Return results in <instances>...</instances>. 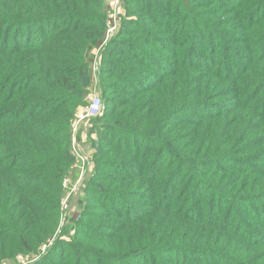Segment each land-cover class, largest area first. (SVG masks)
<instances>
[{"label":"trees","instance_id":"16d2710c","mask_svg":"<svg viewBox=\"0 0 264 264\" xmlns=\"http://www.w3.org/2000/svg\"><path fill=\"white\" fill-rule=\"evenodd\" d=\"M109 5L0 0V259L264 264V0Z\"/></svg>","mask_w":264,"mask_h":264},{"label":"built area","instance_id":"2783aa9c","mask_svg":"<svg viewBox=\"0 0 264 264\" xmlns=\"http://www.w3.org/2000/svg\"><path fill=\"white\" fill-rule=\"evenodd\" d=\"M114 2L116 3L115 5H117L118 0H114ZM114 29H115V22H114V16H113L112 22H110L108 24V28L106 30L107 37L113 34ZM95 64H96V61H95ZM95 64L93 66V71L95 68ZM88 97H89V99H88L89 101H88L87 105L81 107L78 110L77 115H76V120H75L73 126L77 125L81 121L89 120L90 118L95 117L100 113L101 103H100V99H99L98 95L95 93H89ZM73 153H74L75 157L78 158L81 163H83V165L85 162H87L86 155L79 152L75 146H73ZM84 172H85V168L81 167L80 177L76 182L77 186L79 185L78 183L80 182L81 177L83 176ZM67 183H68V180L64 179L62 181V186L65 187L67 185ZM76 187L73 186V189H71V190H73L72 192H75ZM71 190L66 192L64 194V196L62 197V199L60 200V205H61L63 210L66 209L68 206V200L70 197V193H72ZM50 245H51V242L49 241L47 244H42L40 246L38 254H32V255L29 254V255H23V256L19 255L18 259L21 258L23 263H24V260H26L27 263L33 262L37 259L39 254L46 252V250L48 249V247Z\"/></svg>","mask_w":264,"mask_h":264},{"label":"rangeland","instance_id":"374dc122","mask_svg":"<svg viewBox=\"0 0 264 264\" xmlns=\"http://www.w3.org/2000/svg\"><path fill=\"white\" fill-rule=\"evenodd\" d=\"M109 3H110V5H109V7H110V18H112L113 19V16H114V22H115V18L117 17V15H118V13H119V4H120V0H118V3H117V5H115L116 3L114 2V0H109ZM107 28H108V25H107ZM94 53H98V51H94ZM96 63H97V61H96ZM96 70H97V64H95V68H94V71H95V73H96ZM95 76H97V75H95ZM90 93H95V94H97V95H99V92H98V86L97 87H95L94 88V90H92ZM89 99V97L87 96V100ZM89 101V100H88ZM82 123H86V127H89L90 126V124H91V121H89V120H86V121H81V122H79L77 125H75V126H73V129H74V131H76L78 128H79V126L82 124ZM83 139H85L84 138V136H83ZM81 142V141H80ZM78 144H80V150L86 155L87 153V151L89 150V144H88V146L86 145V146H84V142H81V143H79L78 141H74V146L76 147V148H78ZM90 170V162H89V168H88V170L87 171H89ZM84 174H85V172H84ZM83 174V175H84ZM82 181H83V178L80 180V182L78 183L79 185L76 187V190H75V192H73V193H70V197H69V200H68V206H67V208L66 209H62V207H61V205H60V209H59V211H61V218L59 219V224H58V228L56 229V232H55V234L52 236V237H55L56 235H59L60 234V232H61V228L63 227V225H65V224H63V223H65L64 221H65V219L67 218V215L66 214H68L69 212H71V211H74L75 210V208H76V203H77V196H78V194L81 192V188H82ZM66 222H68V223H70L69 222V220L67 221L66 220ZM72 230V229H71ZM71 230L69 231V235H71ZM51 238V237H50ZM66 238V237H65ZM49 239V238H48ZM45 241H42L40 244H38L35 248L36 249H39V247L44 243ZM50 242H52L51 240H50ZM36 251V250H35ZM30 253H23V252H20V251H18V252H15L12 256H10V257H6V258H2V259H0V264H33L32 262H30V263H27L26 262V260H24V263L22 262V259L21 258H19L18 259V256L19 255H29ZM35 254V253H34ZM31 255V254H30ZM144 259H148V258H144Z\"/></svg>","mask_w":264,"mask_h":264},{"label":"crops","instance_id":"0c3cea01","mask_svg":"<svg viewBox=\"0 0 264 264\" xmlns=\"http://www.w3.org/2000/svg\"><path fill=\"white\" fill-rule=\"evenodd\" d=\"M78 129H79V128H78ZM79 143H80V142H79ZM77 149H78L79 152L83 153V152L80 150V144H78V148H77ZM83 154H84V153H83ZM74 186H75V187L77 186L76 183H75ZM72 189H73V188H72ZM72 191H73V190H71V192H72ZM72 193H73V192H72Z\"/></svg>","mask_w":264,"mask_h":264}]
</instances>
